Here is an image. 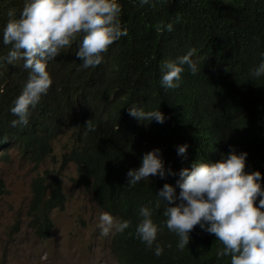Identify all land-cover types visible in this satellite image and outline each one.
<instances>
[{
    "label": "trees",
    "instance_id": "1",
    "mask_svg": "<svg viewBox=\"0 0 264 264\" xmlns=\"http://www.w3.org/2000/svg\"><path fill=\"white\" fill-rule=\"evenodd\" d=\"M121 24L127 36L114 42L102 63L83 69L75 55L79 40L48 62L52 84L30 109L26 126H11L17 119L10 109L27 80L23 61L7 62L11 46L0 40V150L15 146L23 158L35 164L52 153V143L72 127V142L63 153L64 162L76 166V181L88 189L100 209L132 227L111 236L110 249L118 264H230L218 257L222 249L214 234L199 225L189 233L180 250L179 237L170 232L163 215L166 201L157 196L165 183L178 196L182 170L180 146L187 159L211 164L230 151L247 153L246 163L260 167L264 188V76L252 71L264 61V0H118ZM24 0H0V30L9 10L19 17ZM154 5V6H153ZM173 25L158 32L156 26ZM194 50L199 71L186 74L175 90H164L158 81L161 65L178 62L180 54ZM160 111L163 123L138 120L128 109ZM95 128L89 130L86 122ZM158 149L165 177L129 185L127 172L141 166L142 157ZM215 163V162H214ZM171 170L169 174L168 170ZM48 183L45 176L31 182L28 223L40 237H49L53 222L49 213L63 208L66 199L60 180ZM49 190V193H47ZM5 191L0 177V195ZM257 199V204H258ZM159 203V208L156 204ZM141 207L153 209L161 227L152 248L135 234ZM159 244L163 254L156 256Z\"/></svg>",
    "mask_w": 264,
    "mask_h": 264
},
{
    "label": "clouds",
    "instance_id": "2",
    "mask_svg": "<svg viewBox=\"0 0 264 264\" xmlns=\"http://www.w3.org/2000/svg\"><path fill=\"white\" fill-rule=\"evenodd\" d=\"M152 0H139L141 6ZM154 6V5H153ZM122 7L118 0H24L19 17L9 10V19L0 30V40L10 45L7 62L23 61L27 80L21 94L15 99L11 113L17 117L11 126H26L30 109L39 103L52 84L47 71L49 61L55 60L66 48L79 40L75 55L83 69L95 68L102 63L103 54L127 29L121 24ZM158 32L173 31L171 23L156 26ZM194 50L178 58V62L166 61L161 65L158 77L164 90H175L186 74L187 65L192 74L199 71L193 60ZM4 57L0 56V66ZM254 77L264 76V61L253 71ZM129 114L142 121L155 119L163 123L165 117L158 111L144 112L128 109ZM89 130L95 128L86 122ZM187 146H180L178 154H184ZM158 149L142 157L141 166L127 172L128 184L148 180L150 176L165 177ZM247 153L230 151L219 160V154L208 157L211 164L200 160L183 159L177 196L173 186L165 183L158 197L166 203L164 226L179 237L177 247L183 250L189 243V233L199 225L202 230L214 234L222 249L218 257H230V264H264V188L261 173L245 172ZM215 162V163H214ZM68 163V162H67ZM169 174L171 170L169 169ZM258 200V204L257 199ZM162 200V199H161ZM159 203L156 208H159ZM153 209L141 207L140 220L135 226L136 236L152 248L162 230L153 220ZM98 227L102 236L124 233L132 227L131 220H120L109 212H101ZM164 249L156 244L154 254L160 256Z\"/></svg>",
    "mask_w": 264,
    "mask_h": 264
},
{
    "label": "rangeland",
    "instance_id": "3",
    "mask_svg": "<svg viewBox=\"0 0 264 264\" xmlns=\"http://www.w3.org/2000/svg\"><path fill=\"white\" fill-rule=\"evenodd\" d=\"M71 132L72 127H65L53 141L51 155L39 164L23 158L15 146L0 150V177L5 186L0 195V264H118L110 249L113 234L102 236L98 227L99 215L106 210L77 183L75 164L63 161V153L73 141ZM182 158H187V152ZM254 171L262 169L246 163L245 172ZM54 174L66 199L63 208L49 213L53 222L50 236L40 237L27 224L31 182L36 176H45L48 183Z\"/></svg>",
    "mask_w": 264,
    "mask_h": 264
}]
</instances>
